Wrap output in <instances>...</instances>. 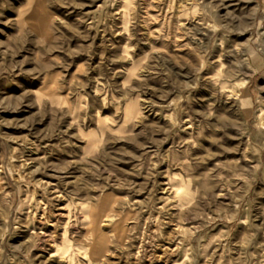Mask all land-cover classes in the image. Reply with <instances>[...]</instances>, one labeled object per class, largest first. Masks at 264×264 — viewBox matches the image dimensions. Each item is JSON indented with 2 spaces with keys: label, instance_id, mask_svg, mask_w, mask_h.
Masks as SVG:
<instances>
[{
  "label": "rangeland",
  "instance_id": "374dc122",
  "mask_svg": "<svg viewBox=\"0 0 264 264\" xmlns=\"http://www.w3.org/2000/svg\"><path fill=\"white\" fill-rule=\"evenodd\" d=\"M0 264H264V0H0Z\"/></svg>",
  "mask_w": 264,
  "mask_h": 264
},
{
  "label": "bare ground",
  "instance_id": "6f19581e",
  "mask_svg": "<svg viewBox=\"0 0 264 264\" xmlns=\"http://www.w3.org/2000/svg\"><path fill=\"white\" fill-rule=\"evenodd\" d=\"M204 29V28H203ZM216 34V33H215ZM214 34V35H215ZM205 36V35H204ZM246 44H248V43H246ZM207 47V46H206ZM247 47V46H246ZM212 48H214V47H212ZM211 48V49H212ZM208 49V48H207ZM210 55H211V53H210ZM231 55V54H230ZM212 57V56H211ZM210 57V58H211ZM230 58V57H229ZM219 59V58H218ZM211 60V59H210ZM216 61V60H215ZM205 63V62H204ZM215 63V62H214ZM209 64V63H208ZM211 65V64H210ZM236 65V64H235ZM224 66V65H223ZM223 66H222V68H223ZM201 67H202V65H201ZM247 67V66H246ZM200 68V67H199ZM205 68V67H204ZM207 68V67H206ZM234 68V67H233ZM239 68V67H238ZM203 69V68H202ZM221 69V68H220ZM240 69V68H239ZM198 70V69H197ZM229 70H230V68H229ZM199 71V70H198ZM198 71H194V72H198ZM218 71V70H217ZM220 71V70H219ZM231 71V70H230ZM200 72V71H199ZM199 72H198V74H199ZM202 72V71H201ZM229 72V71H228ZM234 72H236V71H234ZM219 73V72H218ZM225 73H227V71L225 72ZM230 74H231V72H229ZM216 74V73H215ZM217 75V74H216ZM232 75V74H231ZM214 77H215V75H214ZM222 77V76H221ZM228 78V77H227ZM215 79V78H214ZM219 79H220V77H219ZM235 80V79H234ZM225 81V80H224ZM230 81V80H229ZM216 82V81H215ZM223 84H224V82H223ZM225 85V84H224ZM221 88V87H220ZM214 91V90H213ZM215 91H216V89H215ZM220 91H221V89H220ZM219 91V92H220ZM231 91V90H230ZM223 92H225V91H223ZM194 93V92H193ZM220 94V93H219ZM216 95V94H215ZM229 96H231V95H229ZM234 96V95H233ZM221 99V98H220ZM191 126H192V124H191Z\"/></svg>",
  "mask_w": 264,
  "mask_h": 264
}]
</instances>
